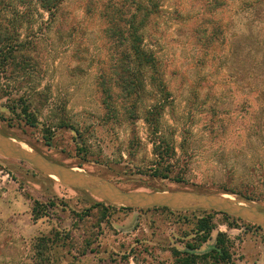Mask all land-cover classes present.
I'll return each instance as SVG.
<instances>
[{
  "label": "rangeland",
  "instance_id": "374dc122",
  "mask_svg": "<svg viewBox=\"0 0 264 264\" xmlns=\"http://www.w3.org/2000/svg\"><path fill=\"white\" fill-rule=\"evenodd\" d=\"M58 3L0 0V132L124 191L264 210V0ZM134 30L162 87L137 74ZM0 264H264V228L112 205L0 156Z\"/></svg>",
  "mask_w": 264,
  "mask_h": 264
},
{
  "label": "water",
  "instance_id": "95a60500",
  "mask_svg": "<svg viewBox=\"0 0 264 264\" xmlns=\"http://www.w3.org/2000/svg\"><path fill=\"white\" fill-rule=\"evenodd\" d=\"M0 156L32 166L59 184L89 193L92 197L131 209L165 208L171 211L217 212L237 220L264 228V210L227 194H201L188 190L167 192H128L110 180L54 162L43 154L25 148L0 132Z\"/></svg>",
  "mask_w": 264,
  "mask_h": 264
},
{
  "label": "trees",
  "instance_id": "16d2710c",
  "mask_svg": "<svg viewBox=\"0 0 264 264\" xmlns=\"http://www.w3.org/2000/svg\"><path fill=\"white\" fill-rule=\"evenodd\" d=\"M40 2H41L42 5L45 6V8H47L48 11L51 10V12H54L57 9L58 4H59L58 0H48L47 2L45 0H40ZM50 3H51V5L48 6ZM138 12H139V10L136 9L135 12H134V15L132 17V20H133L132 21V27L134 29L136 27L135 26L136 21L137 20L139 21V16L141 14V13H138ZM148 12L149 11H145V13H143V15L146 17L148 15ZM136 29H137V27H136ZM131 40H132V42H131V50H132L133 59H134V62L137 64V67H139V73H137L138 76L141 77L142 70L146 69L148 71H143V72L144 73H148L149 76H151L150 77L151 84L154 85L155 87H160L161 86V84L159 83L160 78L159 77L155 78V76H154L156 74L155 60H154L153 56L150 53L146 52L144 49L141 48V45H140L141 44V40H140L139 35L137 34V30L132 31ZM151 109H155V107H151L149 110H151ZM147 112H148V115H151L150 113H152L151 111H147ZM151 170L153 172V176H158L160 174L159 173V169H157V168H154V169H151ZM166 178H167V174L162 175V179H166ZM180 181L181 180L178 179L177 182H180ZM155 209L168 210V209H165V208H155ZM202 212L207 214V215H209V213H210V212L207 213L205 211H202ZM218 214H221V213H218ZM222 215H224V214H222ZM224 216H227V215H224ZM237 221H240V220H237ZM197 227H198V230L200 232L205 233V235L203 236V240L206 238L207 235H209V233L213 229V226L208 223V220H206V217H204V218L199 220ZM224 244H225L224 240H221L219 238L217 239V245L220 246V249H219L220 251H217L216 254L219 256L220 259L227 261L229 259V255H228L227 251H225V249H224Z\"/></svg>",
  "mask_w": 264,
  "mask_h": 264
},
{
  "label": "bare ground",
  "instance_id": "6f19581e",
  "mask_svg": "<svg viewBox=\"0 0 264 264\" xmlns=\"http://www.w3.org/2000/svg\"><path fill=\"white\" fill-rule=\"evenodd\" d=\"M23 146H24V145H23ZM24 147L27 148L26 146H24ZM50 178H52L53 181L58 182V180H57L55 177L50 176Z\"/></svg>",
  "mask_w": 264,
  "mask_h": 264
}]
</instances>
